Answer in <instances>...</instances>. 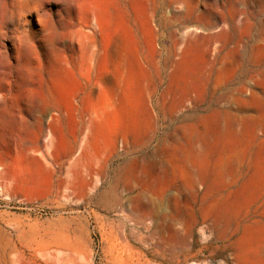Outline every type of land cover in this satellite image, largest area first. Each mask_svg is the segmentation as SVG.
<instances>
[{
  "label": "rangeland",
  "instance_id": "374dc122",
  "mask_svg": "<svg viewBox=\"0 0 264 264\" xmlns=\"http://www.w3.org/2000/svg\"><path fill=\"white\" fill-rule=\"evenodd\" d=\"M125 10L152 15L156 54L147 40L114 65L78 67L79 52L58 47L73 90L81 75L114 81L87 102L96 114L59 106L40 133L49 111L29 92L0 105L23 114L0 126V264H264V0H110L104 25L131 42ZM4 29L9 47L18 28ZM201 115L208 141L188 150L177 127Z\"/></svg>",
  "mask_w": 264,
  "mask_h": 264
},
{
  "label": "bare ground",
  "instance_id": "6f19581e",
  "mask_svg": "<svg viewBox=\"0 0 264 264\" xmlns=\"http://www.w3.org/2000/svg\"><path fill=\"white\" fill-rule=\"evenodd\" d=\"M48 1L49 9L47 8L43 15H39L37 8L28 7L29 0H0V105L19 99L21 92H29L31 100L40 104L38 106L40 110L49 111V121L45 124L41 123L40 133L45 129L49 130L58 120L57 115H61L59 106L63 107L64 113L69 117L73 113H77L82 118L87 116V113L96 114L97 107L88 105L87 102L93 101L94 104V94L102 91L107 83L114 84V81L108 77L91 80L90 75L87 74L81 75L83 83L80 89L73 90L69 78L61 70L72 71L71 68L75 66V63L67 56L59 57L60 44L64 43L70 50L79 52L81 57L77 62L78 67L100 65L104 60L109 65H114L119 62L123 53L130 50L131 45L134 44L132 50L138 52L144 48L147 40L153 48L152 52L157 53L154 44L157 33L152 24L151 14L143 18L134 10L123 11L129 20L128 29L131 33V42H129L117 32H110L107 25H104L110 0ZM72 9L76 11V29L72 32L60 33L58 31L60 22L68 19L67 26L73 25L69 19ZM13 23H16L18 32L16 31L17 35H14L8 47L2 41L3 30L6 25ZM98 51L100 55L94 59L93 56ZM15 87L19 92L9 95L10 90ZM258 88L264 95V81L260 82ZM245 92L246 90L242 88L241 93ZM257 96L256 93L250 95L249 99L252 103L257 102ZM22 117L21 109L13 115L7 109H3L0 111V126L18 129L15 120H20ZM70 120L71 118L68 119ZM186 122V119L182 120L177 128L187 149L191 150L190 148L195 146L204 145L208 141L209 130L212 129L209 117L201 115L190 119L189 124ZM81 124L84 125V122ZM195 125L203 127L204 132H195ZM8 138L9 135L6 140ZM75 142L76 140L72 139L69 143L74 145ZM178 147V149L182 148L181 143ZM72 154L71 149L68 151V157ZM185 154L186 160L192 157L191 151H186ZM16 155L20 165L29 155L28 148L22 141L16 145ZM5 165L9 163L6 161ZM263 183L262 181L261 185Z\"/></svg>",
  "mask_w": 264,
  "mask_h": 264
}]
</instances>
